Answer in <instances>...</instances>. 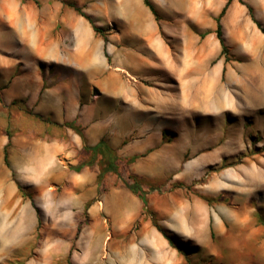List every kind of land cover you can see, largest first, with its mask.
<instances>
[{"label":"rangeland","instance_id":"1","mask_svg":"<svg viewBox=\"0 0 264 264\" xmlns=\"http://www.w3.org/2000/svg\"><path fill=\"white\" fill-rule=\"evenodd\" d=\"M69 3L101 27L95 33L84 18V25L68 30L74 62L81 46L106 48L99 59L107 77L115 50L148 43V32L115 0H0V264H264V74L249 66L251 47L258 46L252 30L249 43L236 33L257 24L227 10L221 24L228 51L216 58L210 44L212 53L200 65L194 61L208 27L176 18L158 20L174 72L142 67L121 83H103V75L91 80L94 66L63 67L65 77L89 76L87 83L79 81L77 117L86 128H102L101 138L122 158V179L108 173L99 182L97 176L83 203L69 173L60 170L45 187L18 178L15 167L36 159L33 145L47 121L33 105L45 67L26 55L22 40L35 38L34 11ZM61 29L58 23L53 37ZM183 47L191 60L180 75ZM52 69L58 72H47ZM62 159L67 172L77 164ZM129 175L141 185L147 206L123 184L133 182ZM154 221L181 251L168 241L158 251L156 236L163 235Z\"/></svg>","mask_w":264,"mask_h":264},{"label":"crops","instance_id":"2","mask_svg":"<svg viewBox=\"0 0 264 264\" xmlns=\"http://www.w3.org/2000/svg\"><path fill=\"white\" fill-rule=\"evenodd\" d=\"M154 9L158 14V20L166 19H184L190 21L195 27L202 29L208 27L206 31L207 41L199 45L198 60L199 63L203 58L210 57L211 50L209 45L213 44L214 56L218 58L221 52V45L216 37V17L220 9L225 5L226 0H150ZM116 6L121 11L129 13L137 21V25L141 30H146L148 43L132 44L129 48H119L114 52V69L105 77L104 60L101 61L100 53L107 54L106 48L98 49L97 45L92 47L81 46L76 50L78 62L73 60V51L68 49L66 45V37L68 30L75 26L84 25L85 19L71 12L69 7H63L61 4L53 7H43L40 11H34V24L36 25V34L34 40L23 38L24 51L28 57H33L40 61V67L44 68L45 77H40V90L34 94V112L46 119L42 123L44 133L39 139H36L34 145L37 150L36 159L21 161L17 164L16 171L18 178L39 180L42 187L52 182L60 174L69 173L74 179L73 186L77 192L80 190L81 201H87L89 194L87 187L97 182L99 168L96 163L92 166L84 167L80 172L71 169L67 172L63 165V157L70 162L79 163L87 156L83 155V146L96 144L102 136V128L94 125L86 128L81 122V117H77L79 112V83H87L82 76H73L70 73L68 77L63 76V67L76 63L79 66H94L91 74V80H101L103 83L116 81L121 83L122 76L126 77V73L133 74V70L140 72L142 67L149 68L152 72L161 67L166 72H174L176 69L172 67L171 62L174 57L171 56L169 44L163 43L159 38V24L151 10L144 4L143 0H115ZM227 13L234 16L239 15L243 19L251 20L254 24L260 23L264 29V0H231ZM143 17L147 19L148 25L143 21ZM62 26L61 32H56L53 37L57 24ZM141 25H145L142 27ZM252 30L253 35L258 40V46L251 47L253 58L249 66L259 67V71L264 67V33L257 25L247 28H238L236 33L241 35L242 43H249V31ZM218 40V42H217ZM250 45V44H249ZM192 49V45H188L187 51ZM257 50H261L258 51ZM186 52L183 47L182 52ZM177 55L178 65L177 73L184 75L187 73L186 66H190V55L182 53ZM261 53V55H258ZM186 57H189L187 60ZM99 60V61H98ZM194 63V64H195ZM154 65V66H153ZM44 66V67H43ZM157 66V68H154ZM181 66V67H180ZM51 68L58 72H47ZM160 69V70H161ZM124 71L125 75L121 74ZM42 73V71H40ZM198 74V72H194ZM200 74V73H199ZM98 76V77H97ZM197 81V79H194ZM80 81V82H79ZM45 88L42 90V88ZM53 97V100H51ZM49 99L50 101H47ZM76 119V127L80 128V133L64 125L65 122H73ZM85 128V129H82ZM14 165V164H13ZM37 184V182H35ZM97 187V186H96ZM5 202L6 199L4 200ZM32 222V220H31ZM159 235V234H158ZM159 245L158 251L162 252L168 245L163 237L160 240L156 236ZM161 245V246H160ZM163 246V247H162ZM156 247V248H157Z\"/></svg>","mask_w":264,"mask_h":264},{"label":"trees","instance_id":"3","mask_svg":"<svg viewBox=\"0 0 264 264\" xmlns=\"http://www.w3.org/2000/svg\"><path fill=\"white\" fill-rule=\"evenodd\" d=\"M144 4L151 10V12L154 14L155 18L158 20V14L156 10L154 9L152 3L150 0H143ZM231 0H226L225 5L223 6L222 10L216 17V29L215 34L217 39L219 40V43L221 45V52L220 56L226 55L228 51V47L225 43V39L223 36V28L221 24V18L224 16ZM69 7L74 9L77 14L85 18L91 25L95 33L100 34L101 33V27L95 25L90 15L86 14L82 11V9L76 5L75 3H69ZM258 27L261 29V31L264 33V29L261 26L260 23L257 22ZM225 61H227V58H225ZM65 126L75 130L77 133H80L79 127H76L74 122H65ZM83 155L87 156L85 157L83 161L77 163L74 166H71V169L80 172L84 167L86 166H92L95 163H98L101 167L100 172L98 174V181L100 182L103 177L108 173L116 174L117 177L121 178V172H120V162L122 161V158L119 156L117 149L112 147L110 143L104 138H100V140L94 144V145H87L84 144L83 146ZM138 155H134L133 158H137ZM125 161L127 163H132V158H125ZM4 162L6 165L9 164L8 162V154L5 150L4 152ZM129 179H132L133 182H128L127 180H122L125 187L130 190L133 194L137 195L142 203L147 206V199L145 197V194L143 193V189L137 179L133 175L128 176ZM156 229L163 235V237L169 242V244L173 247H175L178 251H181L182 248L176 245L174 238L171 234L164 228H162L156 221L153 222ZM213 235V234H212Z\"/></svg>","mask_w":264,"mask_h":264},{"label":"bare ground","instance_id":"4","mask_svg":"<svg viewBox=\"0 0 264 264\" xmlns=\"http://www.w3.org/2000/svg\"><path fill=\"white\" fill-rule=\"evenodd\" d=\"M261 72H263V74H264V67H263V70L261 71ZM110 88L111 89H116L115 87H113V86H110ZM213 101V100H212ZM214 102V101H213ZM207 103H209V102H207ZM210 103H212L211 101H210ZM208 105V104H207ZM212 105H213V103H212ZM215 105H217V106H221L222 107V105H223V102L221 101V100H219V99H216L215 100ZM225 105V104H224ZM216 106V107H217ZM215 107V106H214ZM218 108V107H217ZM93 232V231H92ZM93 234V233H92ZM101 241V240H100ZM158 241V240H157ZM153 242V241H152ZM101 243V242H100ZM99 244V243H98ZM101 245V244H100ZM154 245V244H153ZM161 246V245H160ZM163 247V246H162ZM98 249V248H97ZM160 255V254H159ZM123 256V255H122ZM103 258V257H102ZM98 262V261H97ZM101 262V261H100Z\"/></svg>","mask_w":264,"mask_h":264}]
</instances>
